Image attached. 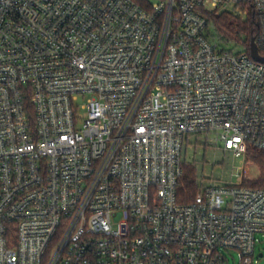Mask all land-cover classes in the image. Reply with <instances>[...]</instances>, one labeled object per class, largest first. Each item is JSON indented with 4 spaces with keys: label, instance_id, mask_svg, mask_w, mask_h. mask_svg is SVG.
<instances>
[{
    "label": "built area",
    "instance_id": "built-area-1",
    "mask_svg": "<svg viewBox=\"0 0 264 264\" xmlns=\"http://www.w3.org/2000/svg\"><path fill=\"white\" fill-rule=\"evenodd\" d=\"M221 3L264 58V0H0V264L255 263L258 177L177 197L185 140L264 151V63L212 37Z\"/></svg>",
    "mask_w": 264,
    "mask_h": 264
},
{
    "label": "trees",
    "instance_id": "trees-1",
    "mask_svg": "<svg viewBox=\"0 0 264 264\" xmlns=\"http://www.w3.org/2000/svg\"><path fill=\"white\" fill-rule=\"evenodd\" d=\"M211 28L212 37L220 41L224 48L245 49L249 55L251 42L257 40L261 33L260 20L252 5H243L241 13L216 12L206 13ZM246 159L260 169V175L255 181H249L244 186L264 188V151L249 148ZM196 169L194 166H184V173L177 190L178 201L181 204H191L197 195Z\"/></svg>",
    "mask_w": 264,
    "mask_h": 264
},
{
    "label": "rangeland",
    "instance_id": "rangeland-1",
    "mask_svg": "<svg viewBox=\"0 0 264 264\" xmlns=\"http://www.w3.org/2000/svg\"><path fill=\"white\" fill-rule=\"evenodd\" d=\"M150 3H157L159 0H148ZM207 9L209 12H215L212 9L211 4H208ZM220 13L228 10L229 12H235V5L220 4ZM85 101L80 100L78 104H83ZM86 112L79 109L78 115L85 116ZM185 146L183 150V160L187 165L194 166L198 177L205 178V185L216 184L223 186L226 184H236L239 182L236 177L237 172H243L246 168L252 178H257L260 175V169L253 162L248 161L245 158H236L231 153H225L221 147L218 149L207 146L204 141L190 138L185 140ZM252 180H246L249 182ZM255 181V180H253ZM260 243L257 246V256L254 264H264V236H260ZM263 254V258H259V255ZM230 264H240V254L237 251H232L229 256Z\"/></svg>",
    "mask_w": 264,
    "mask_h": 264
},
{
    "label": "water",
    "instance_id": "water-1",
    "mask_svg": "<svg viewBox=\"0 0 264 264\" xmlns=\"http://www.w3.org/2000/svg\"><path fill=\"white\" fill-rule=\"evenodd\" d=\"M250 53H251L252 58L255 61L264 63V58L259 55L257 44H256L255 40H252V42H251ZM260 257H262V255H260Z\"/></svg>",
    "mask_w": 264,
    "mask_h": 264
}]
</instances>
